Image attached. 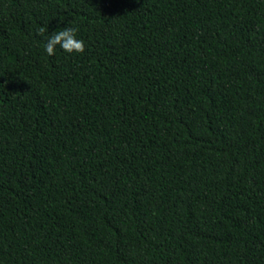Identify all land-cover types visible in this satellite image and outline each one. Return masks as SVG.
Segmentation results:
<instances>
[{"label":"trees","instance_id":"16d2710c","mask_svg":"<svg viewBox=\"0 0 264 264\" xmlns=\"http://www.w3.org/2000/svg\"><path fill=\"white\" fill-rule=\"evenodd\" d=\"M0 264H264V0H0Z\"/></svg>","mask_w":264,"mask_h":264},{"label":"clouds","instance_id":"9594fccd","mask_svg":"<svg viewBox=\"0 0 264 264\" xmlns=\"http://www.w3.org/2000/svg\"><path fill=\"white\" fill-rule=\"evenodd\" d=\"M48 29L44 26L38 28L37 34L46 36L44 50L48 56L55 54L57 47L68 54H83L85 52V41L78 38L79 28L76 26L60 29L51 35H46Z\"/></svg>","mask_w":264,"mask_h":264}]
</instances>
